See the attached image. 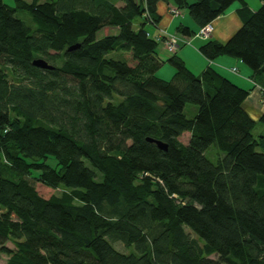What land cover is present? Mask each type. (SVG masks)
<instances>
[{
  "label": "trees",
  "instance_id": "1",
  "mask_svg": "<svg viewBox=\"0 0 264 264\" xmlns=\"http://www.w3.org/2000/svg\"><path fill=\"white\" fill-rule=\"evenodd\" d=\"M11 1L0 0L6 264H264V135L252 133L264 113L252 119L243 107L251 90L213 67L196 75L176 54L162 60L146 20L132 25L146 11L156 25L165 1L202 28L238 1L240 28L199 52L241 61L264 89V0L256 11L244 0ZM104 28L117 33L98 38ZM164 62L175 70L168 81L155 76ZM186 104L197 107L192 119ZM36 184L60 192L46 199Z\"/></svg>",
  "mask_w": 264,
  "mask_h": 264
},
{
  "label": "crops",
  "instance_id": "2",
  "mask_svg": "<svg viewBox=\"0 0 264 264\" xmlns=\"http://www.w3.org/2000/svg\"><path fill=\"white\" fill-rule=\"evenodd\" d=\"M169 3L165 1H160L157 4L156 13L159 16V22L157 23V27L149 24L145 26L144 29L149 33V36L154 38L159 35H167V34H178L177 28L180 27H173V20L176 17H173L168 12V5ZM248 4V3H247ZM249 6V5H248ZM238 9V5L231 6L225 14L219 16L216 20H214L211 24L212 32L210 34L209 40H215L221 43H225L241 26L240 19L237 16L236 10ZM251 9V8H250ZM252 10V9H251ZM253 11V10H252ZM145 22V21H144ZM148 24V23H147ZM188 27L192 31H197L199 28L191 19H183V22L180 25ZM139 28V27H138ZM174 28V30H173ZM150 29H153L152 31ZM184 37V36H181ZM187 39L188 37H184ZM197 42L194 40L190 41L189 43L185 41L184 44L188 46H180L176 52V55L180 57L184 62L185 65L193 71L194 74L198 75L202 73L208 67H213L217 70L221 75L229 79L232 83L237 86H240L244 89L251 90L249 96L247 97L246 101L243 104L244 109L248 113V115L254 119L255 121L259 120L261 117V109L259 106V92L257 89L253 88L250 82V69L243 65L242 62L230 57V56H220L214 61H208L204 56L201 55L199 52V48L206 42V40L197 39ZM192 46H189V45ZM181 47H184L181 49ZM236 64L239 65L241 77H229L231 75L230 69L235 68ZM225 71L226 73L221 72ZM238 70V69H237ZM238 72V71H237ZM7 247L12 249V245L10 243L7 244ZM7 257L4 258V263L6 264Z\"/></svg>",
  "mask_w": 264,
  "mask_h": 264
},
{
  "label": "rangeland",
  "instance_id": "3",
  "mask_svg": "<svg viewBox=\"0 0 264 264\" xmlns=\"http://www.w3.org/2000/svg\"><path fill=\"white\" fill-rule=\"evenodd\" d=\"M5 1V3L7 4V5H9V6H12V1L11 0H4ZM25 1H27V2H30L31 0H25ZM189 1V3L191 4V3H193L194 2V0H188ZM244 1H246L247 3H248V5H249V7L253 10V11H256L259 7H260V5H261V1L260 0H244ZM168 3V2H167ZM143 6H144V3L142 4ZM169 6V8L170 7H175L173 4H171V3H169L168 4ZM236 6V5H238V8L240 7V3L238 2V1H235L231 6ZM116 6H123V4L122 3H117L116 4ZM168 8V9H169ZM171 15V14H170ZM18 16L25 22V23H27L29 26H30V17L27 15V14H25V13H18ZM150 16V15H149ZM172 16V15H171ZM176 17V19H174L173 20V27H178V26H183L182 24L180 25V23L181 22H183V19L185 18V19H189V20H191V18H190V16L188 15V13H187V10H185V9H183V10H180V16H175ZM146 20V22L148 23L149 21L147 20V19H145ZM144 22V17H137L134 21H133V28L134 29H137L138 27H139V25L141 24V23H143ZM145 24L144 26H148L149 24H151V25H153V21L152 22H149L148 24ZM211 25V24H210ZM153 26H156L157 27V24L156 25H153ZM151 31L153 30V29H150ZM173 30H174V28H173ZM211 30H212V26H211ZM198 29H197V31H195V34L197 33L198 34ZM212 32V31H211ZM117 33V30L116 29H110V28H104V29H102V31L101 32H99L98 33V38H101L102 36H105V35H113V34H116ZM211 34V33H210ZM170 37H173V36H175V37H177L178 38V40H177V47L175 48V51H174V53L173 54H176V52H177V50L179 49V47L180 46H188V45H186V44H184L185 43V41L186 42H190V41H192V40H194V42H197L198 40H196V39H194V38H197V39H201V40H207V39H209V37L206 39V38H201V37H196L195 35L193 36V37H191V38H187V39H185L184 37H181L182 35L181 34H168ZM157 41V40H156ZM183 44V45H182ZM189 46H192L191 44L189 45ZM167 48V45L165 44L164 45V43L162 42V41H159V45H158V48H157V51H158V55H159V57L162 59V60H167L169 57H171L173 54L172 53H169V52H167L166 50V48ZM182 48H184V47H181V49ZM166 49V50H165ZM125 57L124 58H126L129 62H130V64L131 65H133L134 64V62H133V60H132V58H131V55L129 54V53H125V55H124ZM110 57H112V58H116L115 57V54H112V55H110ZM242 64V66L244 65V63H241ZM235 68H237L238 69V72H236V73H233L232 71H231V69H230V71H231V75L229 74V77L231 78V76L232 77H241V75L242 74H240V71H241V73H242V68H241V70H240V68H239V65L238 64H236V66H235ZM174 72H175V70L173 69V67H171V65L170 64H168L167 62H164V64H162L161 66H160V68L156 71V73H155V76L157 77V78H159V79H162V80H166V81H168V80H170L171 78H172V76H173V74H174ZM193 72V71H192ZM221 72H223V73H226L225 71H222L221 70ZM240 87V86H239ZM260 106V105H259ZM260 109L262 110V108H261V106H260ZM196 112H197V107L195 106V105H192V104H186V106L184 107V115L186 116V118H188V119H192L194 116H195V114H196ZM252 133L255 135V136H259V135H264V128H262L260 125H257L254 129H253V131H252ZM206 156H207V158L211 161V162H213V163H215L216 161H217V158H218V151H217V149L212 145V146H210L209 148H208V150L206 151ZM48 165H50L51 167H55L56 166V163H55V161L54 160H52V159H48ZM36 190H37V192H38V194L41 196V197H43V198H49L51 195H54V194H59V192H60V190H54V189H51V188H49V187H45V186H43V185H41V184H36ZM186 232H188L193 238H194V235L193 234H191L190 232H189V230H187L186 229ZM114 245V247L118 250V251H120V252H122V253H136L135 252V249H134V247L133 246H130V247H125L123 244H121V243H114L113 244ZM4 258H5V256L4 255H2V254H0V264H3L4 263ZM210 258H212V259H214V260H216L217 259V257L214 255V256H211Z\"/></svg>",
  "mask_w": 264,
  "mask_h": 264
},
{
  "label": "built area",
  "instance_id": "4",
  "mask_svg": "<svg viewBox=\"0 0 264 264\" xmlns=\"http://www.w3.org/2000/svg\"><path fill=\"white\" fill-rule=\"evenodd\" d=\"M168 12L173 16H180V11L178 9H176L175 7H170L168 9ZM144 18L147 19L149 22H151V18L149 16V13L146 11L144 13ZM211 25L210 24H207L205 25L204 27L200 28L199 31H198V34L196 33L195 36L196 37H201V38H208L210 36V33H211ZM171 36V35H170ZM168 34L161 37L158 36L156 38L157 41H162L164 43V45L166 44L167 45V51L170 52V53H174L175 51V48L177 47V40L178 38L173 36V37H170ZM165 49V50H166ZM231 71L233 73H236L237 72V69L236 68H232ZM255 89L258 90L259 92V105L261 106L262 110L261 112L264 113V89L260 88V87H256Z\"/></svg>",
  "mask_w": 264,
  "mask_h": 264
},
{
  "label": "water",
  "instance_id": "5",
  "mask_svg": "<svg viewBox=\"0 0 264 264\" xmlns=\"http://www.w3.org/2000/svg\"><path fill=\"white\" fill-rule=\"evenodd\" d=\"M79 45L76 44V45H73L71 46L69 49H76L78 48ZM32 65L35 66V67H38V68H41V69H46V70H51L53 69V66L49 65L45 60L43 59H35L32 61ZM147 141L149 142H152V143H155L157 145V147L160 149V150H164L166 151L167 150V145L162 143L161 141H154L152 139H147Z\"/></svg>",
  "mask_w": 264,
  "mask_h": 264
}]
</instances>
